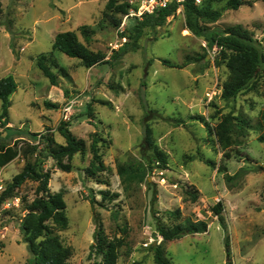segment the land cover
I'll return each mask as SVG.
<instances>
[{
	"label": "rangeland",
	"instance_id": "rangeland-1",
	"mask_svg": "<svg viewBox=\"0 0 264 264\" xmlns=\"http://www.w3.org/2000/svg\"><path fill=\"white\" fill-rule=\"evenodd\" d=\"M109 1L0 0V79L13 75L18 83L7 125L0 120V136L10 144L17 139L39 143L42 134L65 144L58 127L67 120L70 130L86 142V152L73 157L72 171L59 169L52 157L43 164L52 172L50 189L62 193L59 206L69 218L66 229H55L68 261L102 264L101 256L90 255L98 213L110 238L125 239L117 264H158L156 244L163 247L171 264H227L225 232L212 210L221 200L233 264H264V141L260 140L264 136V75L260 72L248 89L228 101L222 95L230 73L226 61L217 65L216 60L222 59L219 48H210L204 37L187 28L184 0L174 1L171 5L177 7L166 22L146 26L140 37L133 25L144 16L126 17L129 10L118 14L108 9ZM227 1L213 2L214 8L222 9V16L207 26L240 25L264 50V0H243L237 9L225 8ZM122 2L128 0H117ZM82 25L93 30L89 42L80 30ZM66 30L76 31L81 41L103 52L105 58L87 67L80 59L53 49L56 34ZM42 55L57 74V85L38 66ZM186 56L200 58L181 66ZM163 58L179 66H167ZM73 98V112L65 119L63 108ZM1 105L2 100L0 113ZM148 111L151 115L145 119ZM226 114L244 118L249 125L223 149L213 130ZM147 123L155 143L168 154V165L160 169L154 162L153 172L144 181L125 189L119 163L141 161L146 150H152L142 147ZM29 132L38 133V141ZM94 133L103 139L99 146L108 169L89 176ZM39 144L42 155L38 156L43 158L46 143ZM37 158L33 155L32 161ZM25 164L26 159L18 155L0 166V194ZM227 175L234 178L228 180ZM37 184L26 181L0 205V264L29 263L21 221L26 205L36 196ZM104 190L117 195L104 199ZM177 210L179 217L170 213ZM188 217L207 220L208 230L169 241L157 231L158 220L169 227ZM42 222L54 226L51 216Z\"/></svg>",
	"mask_w": 264,
	"mask_h": 264
},
{
	"label": "trees",
	"instance_id": "trees-1",
	"mask_svg": "<svg viewBox=\"0 0 264 264\" xmlns=\"http://www.w3.org/2000/svg\"><path fill=\"white\" fill-rule=\"evenodd\" d=\"M216 0H204L201 5L195 4L193 0H184V12L186 17V26L194 34L202 36L207 40L208 46L219 48V55L222 59H217L216 64L221 65L226 61L229 68V77L223 85V98L231 101L235 100L237 95L248 89L255 77L261 72L264 75V50L254 38L252 33L240 25L232 26L227 29L214 28L211 29L207 23H213L219 20L222 16V9L213 7V2ZM243 4V0H228L225 8L237 9ZM108 9L115 11L118 14L127 12V2L117 3V0H110L107 4ZM177 5H171L168 8L158 11L156 14L145 15L142 20L137 21L133 25L136 37H140L146 26L162 25L166 22L176 9ZM118 24V20H114ZM85 39L89 42L92 38L93 30L88 25L80 27ZM53 49L59 50L66 55L80 59L87 67H92L100 63L105 54L101 51H93L89 45L80 40L79 35L74 30H66L56 34L53 43ZM198 56H186V61L181 66L197 60ZM165 65L175 67L179 64L171 62L169 59L161 60ZM38 66L43 71L44 75L50 81L57 85V74L51 69L46 62V57L42 55L38 60ZM18 83L13 75H8L0 79V100H2V112L0 120L7 125L9 117V108L11 106V96L16 92ZM47 105L57 107V104L47 102ZM91 113V104H89ZM151 113L152 110L150 109ZM148 111L145 114V119L150 117ZM264 121V112L262 114ZM236 120V121H235ZM70 122L63 120L58 130L65 138V144L59 143L53 136L41 134L39 143H46L45 150L47 154L42 158V150L40 144L31 142L25 139H17L13 144H10L0 136V166L3 167L14 160L18 155H22L26 159L24 168L13 177V180L8 183L6 189L0 194V205L11 197L16 195V191L26 181L32 180L37 182L35 190V198L26 205L27 212L22 217L21 229L24 236V241L27 243L31 258L28 264H71L68 261L67 250L55 229L63 230L69 225V218L66 211L59 206L58 198L62 195L61 192L53 193L50 189L51 170L44 168L46 157H52L57 167L63 171L70 172L73 170V157L77 153L86 152V142L82 138H78L69 128ZM249 125L248 121L241 117H235L231 114L222 116L221 121L213 130L217 136L223 149L230 147L233 143L234 134H238L244 126ZM11 128L10 126H7ZM33 139L38 141V133L29 132ZM91 143L93 159L88 168L89 176H97L98 173L106 171L107 165L103 160L100 152L99 143L103 139L99 134L94 133ZM264 141V136L260 137ZM22 143V144H21ZM21 144V145H20ZM103 145V144H102ZM142 147L152 149L150 152L146 150L141 161H128L119 163V173L125 189H130L134 183L144 181L148 175L153 172V163H157L160 169L167 168L168 154L159 148L153 139L152 128L149 123L146 125L145 138ZM37 154V159L32 161V156ZM229 155V152H226ZM207 163L215 166V162L207 160ZM225 169V168H222ZM234 176L227 175L228 180H232ZM104 199H114L117 194H112L109 190L102 191ZM196 197V195H193ZM92 203L95 202L94 197H91ZM218 216L219 223L225 232L224 245L227 255V264H233L231 238L228 231V225L223 214L224 204L220 200L212 208ZM175 217H179L180 210L170 212ZM51 216L54 226L44 224L42 219ZM158 219V218H157ZM97 229L95 232V242L91 246V253L101 256L102 264H117L120 254V249L126 244L123 237L110 238L104 231L102 220L98 213L95 215ZM209 227V222L204 219L186 218L183 222L167 227L157 221V231L163 237L164 241L180 239L187 234H195L206 232ZM155 249V258L158 264H171L164 254V249L160 244L153 245Z\"/></svg>",
	"mask_w": 264,
	"mask_h": 264
},
{
	"label": "built area",
	"instance_id": "built-area-1",
	"mask_svg": "<svg viewBox=\"0 0 264 264\" xmlns=\"http://www.w3.org/2000/svg\"><path fill=\"white\" fill-rule=\"evenodd\" d=\"M174 1L181 2L182 0H128V14L126 17H143L145 15L156 14L158 11L168 8ZM195 4H200L204 0H193ZM76 101L70 99L66 102L63 111L64 118L69 119L73 112ZM67 121V120H66Z\"/></svg>",
	"mask_w": 264,
	"mask_h": 264
}]
</instances>
